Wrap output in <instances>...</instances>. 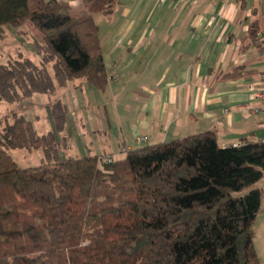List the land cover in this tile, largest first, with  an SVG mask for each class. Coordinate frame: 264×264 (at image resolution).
I'll return each instance as SVG.
<instances>
[{"label":"trees","instance_id":"1","mask_svg":"<svg viewBox=\"0 0 264 264\" xmlns=\"http://www.w3.org/2000/svg\"><path fill=\"white\" fill-rule=\"evenodd\" d=\"M81 2L76 13L66 1L0 0V39L6 26L30 24L43 40L40 65H0V107L78 79L106 88L94 15L112 14L119 0ZM51 112L55 131L43 135L24 116L0 120V264H262L254 225L264 141L223 147L206 131L147 142L114 160H62L66 144L56 132L67 105L58 99ZM11 149L42 150L44 158L22 168Z\"/></svg>","mask_w":264,"mask_h":264},{"label":"crops","instance_id":"2","mask_svg":"<svg viewBox=\"0 0 264 264\" xmlns=\"http://www.w3.org/2000/svg\"><path fill=\"white\" fill-rule=\"evenodd\" d=\"M59 1L82 11L81 0ZM108 16L100 42L109 78H118L105 91L123 89L119 111L131 132L121 158L143 136L148 145L206 131L223 147L264 141V103L248 90L264 78L263 0H119ZM236 69L240 75L227 78ZM112 140L106 130L91 156L113 157ZM259 183L254 245L264 264V177Z\"/></svg>","mask_w":264,"mask_h":264},{"label":"rangeland","instance_id":"3","mask_svg":"<svg viewBox=\"0 0 264 264\" xmlns=\"http://www.w3.org/2000/svg\"><path fill=\"white\" fill-rule=\"evenodd\" d=\"M94 19L100 28V37L104 41L108 32L107 29L112 26L110 17L103 13H97L94 15ZM5 30V37L0 39V65L24 58H29L35 64H41L43 54L39 46L43 44V40L30 24L20 27L8 25ZM48 70L54 77L53 63L49 64ZM112 71L107 68L108 74ZM82 80V85L76 87L75 85ZM73 82L72 85L59 89L58 93L57 91L52 94L38 93L18 103L2 101L0 120L12 119L14 115L24 116L32 122L37 134H47L55 131L51 106L60 99L67 105L64 129L56 132L57 140L62 142L64 139L66 144L61 149L62 160L71 156L81 158L94 155L96 146L99 145L100 141L105 140L106 130L113 137V142H110L113 157L115 159L121 158L119 149L122 137L126 136L129 140L131 139L129 123H126V117L121 116V111H119L123 89L112 91V93H117L120 96V99L116 100L111 91H105L109 83L104 90H100L84 79ZM121 127L124 133L121 131ZM92 143L95 145L93 148H91ZM133 146L135 147V144ZM101 151V148L97 150L99 153H102ZM103 153L105 154L107 151L104 152L103 150ZM8 154L22 168L36 167L42 163L44 158L42 150L11 149L8 150ZM108 157L113 160V157ZM260 184H257L258 187Z\"/></svg>","mask_w":264,"mask_h":264},{"label":"built area","instance_id":"4","mask_svg":"<svg viewBox=\"0 0 264 264\" xmlns=\"http://www.w3.org/2000/svg\"><path fill=\"white\" fill-rule=\"evenodd\" d=\"M264 2V0H263ZM118 78L117 75H114L110 78V80H116ZM248 90L251 95V99L253 101L262 102L264 103V78L259 83H251L248 86ZM148 142V138L146 136L139 137L137 139L138 144H144ZM239 144H236L235 146H238ZM111 160V159H109Z\"/></svg>","mask_w":264,"mask_h":264}]
</instances>
